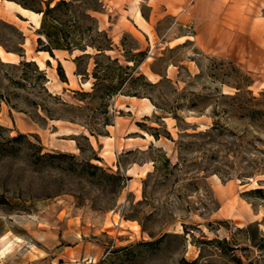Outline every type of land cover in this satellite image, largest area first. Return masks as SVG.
<instances>
[{
    "label": "rangeland",
    "instance_id": "374dc122",
    "mask_svg": "<svg viewBox=\"0 0 264 264\" xmlns=\"http://www.w3.org/2000/svg\"><path fill=\"white\" fill-rule=\"evenodd\" d=\"M101 1L99 26L114 45L146 51L138 71L168 112L142 97L107 100L75 74L77 52L38 51L41 16L0 0V47L22 51L0 58V264H264V132L220 96L264 92V0H173L170 14L149 0ZM23 60L43 85L32 66H13ZM213 112L219 135L207 138ZM28 142L120 175L121 187L85 179L68 158L37 159Z\"/></svg>",
    "mask_w": 264,
    "mask_h": 264
},
{
    "label": "trees",
    "instance_id": "16d2710c",
    "mask_svg": "<svg viewBox=\"0 0 264 264\" xmlns=\"http://www.w3.org/2000/svg\"><path fill=\"white\" fill-rule=\"evenodd\" d=\"M7 1L14 2L24 9L40 14L41 19L37 30V34L39 35L37 38L38 51L47 52L51 57H53V51L56 50L65 51L70 55L77 52V55L72 59V62L75 64V74L81 76V78H86V80L89 79V77L92 78L94 80L92 83L93 88L96 92L103 93L107 100L115 94L142 97L148 99L158 110L168 112L166 106L157 102V99L153 96V93L159 90L158 83L149 82L145 76L138 71V66L147 57L146 51L139 50L136 53H131L132 49L129 50L126 47L124 38L120 41L119 46L114 45L108 32L99 26L96 14L103 11L104 5L101 0ZM1 46L7 53H15L19 56L22 55L21 48L10 49L4 45ZM113 50L120 52L125 62L131 65H122L117 57H111L109 52ZM90 63L92 68L90 72H88ZM13 66H32L35 76L31 78L30 81L33 83V81L39 80L41 85H43L45 74L38 68L34 61L23 60L19 62V65ZM58 68L60 79L66 81V77L59 63ZM236 89L238 91L232 96L225 94H220V96L228 98L233 102V105L236 106L238 111V120L245 122L246 126H251L258 132H264V92L260 93V98L253 96L250 98H243L241 87H236ZM75 94H79V96H89V93L75 92ZM32 103L35 104V102ZM100 105L105 106V102L100 103ZM37 107L41 108L45 116L54 119L50 110L43 105L37 104L36 108ZM217 117V112L211 114L213 124L207 131L202 133L207 138H210L211 134L219 135ZM75 120H77V118L71 117L69 121L74 122ZM87 130L91 136L99 134L95 128L87 127ZM152 130L154 132L150 134L154 139H159L161 134L158 129L153 128ZM163 136L171 139L168 132H164ZM22 137L23 135H18L12 138V140H17ZM256 140H259V138ZM28 143L35 148L38 153L37 159L44 157L50 159L68 158L74 161V167H72L73 171L80 174L85 179L101 181V183L114 186L116 185V190H114L113 193L121 187L122 178L120 175L107 173L104 169L90 164L88 160L77 161L73 155H52L48 153L40 155L41 148L30 142ZM79 149L82 152V149ZM164 163L168 164L167 158H164ZM58 264L65 263L59 261Z\"/></svg>",
    "mask_w": 264,
    "mask_h": 264
},
{
    "label": "crops",
    "instance_id": "0c3cea01",
    "mask_svg": "<svg viewBox=\"0 0 264 264\" xmlns=\"http://www.w3.org/2000/svg\"><path fill=\"white\" fill-rule=\"evenodd\" d=\"M4 2H7L8 4H11L13 5L14 7H16V3L14 2H10V1H5ZM149 3L151 4V6L153 7H159V6H163L164 7V13L166 14H170V13H173L170 8H168V5L169 4H173V0H149ZM17 8V7H16ZM20 12V11H19ZM21 13V12H20ZM137 13H135V15L133 16V22L135 24L138 23V25H144L146 24L147 21H145V19H143V17H141V15L138 13V15H136ZM23 15V14H22ZM25 16V15H24ZM28 18V16H26ZM60 52H63V51H60ZM157 141H160L157 140ZM138 146V145H137Z\"/></svg>",
    "mask_w": 264,
    "mask_h": 264
},
{
    "label": "bare ground",
    "instance_id": "6f19581e",
    "mask_svg": "<svg viewBox=\"0 0 264 264\" xmlns=\"http://www.w3.org/2000/svg\"><path fill=\"white\" fill-rule=\"evenodd\" d=\"M17 9L21 12V14L28 16V18H31L33 20L36 21V24L39 23V21L37 20L38 18H40V14L32 12L30 10L24 9L22 7H20L19 5H16ZM46 53V52H44ZM7 54H11V53H7L5 52L1 47H0V58L3 61L7 60ZM11 244V243H10ZM9 246V245H8ZM7 248V247H6ZM10 249V248H9Z\"/></svg>",
    "mask_w": 264,
    "mask_h": 264
},
{
    "label": "built area",
    "instance_id": "2783aa9c",
    "mask_svg": "<svg viewBox=\"0 0 264 264\" xmlns=\"http://www.w3.org/2000/svg\"><path fill=\"white\" fill-rule=\"evenodd\" d=\"M188 34L190 33V31L187 32Z\"/></svg>",
    "mask_w": 264,
    "mask_h": 264
}]
</instances>
